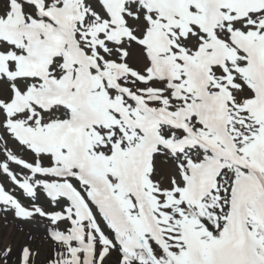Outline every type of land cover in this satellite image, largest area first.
Wrapping results in <instances>:
<instances>
[{
	"label": "snow or ice",
	"instance_id": "snow-or-ice-1",
	"mask_svg": "<svg viewBox=\"0 0 264 264\" xmlns=\"http://www.w3.org/2000/svg\"><path fill=\"white\" fill-rule=\"evenodd\" d=\"M0 264H264V0H0Z\"/></svg>",
	"mask_w": 264,
	"mask_h": 264
},
{
	"label": "rangeland",
	"instance_id": "rangeland-1",
	"mask_svg": "<svg viewBox=\"0 0 264 264\" xmlns=\"http://www.w3.org/2000/svg\"><path fill=\"white\" fill-rule=\"evenodd\" d=\"M2 179L4 180V182H5V183H7V180H6V178H2Z\"/></svg>",
	"mask_w": 264,
	"mask_h": 264
}]
</instances>
